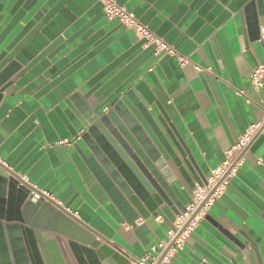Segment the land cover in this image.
Masks as SVG:
<instances>
[{"label": "crops", "instance_id": "obj_1", "mask_svg": "<svg viewBox=\"0 0 264 264\" xmlns=\"http://www.w3.org/2000/svg\"><path fill=\"white\" fill-rule=\"evenodd\" d=\"M117 2L178 56L157 55L155 45L107 19L100 0H0V74H11L0 89V168L19 186L26 178L25 188L42 196L31 193L34 203L55 206L101 245L151 262V248L168 241L178 215L163 206L156 229L136 234L78 151L88 153V120L118 103L132 110L167 158L186 208L264 121V87L251 84L264 64V24L253 39L247 19L264 12V0ZM169 264H264V134Z\"/></svg>", "mask_w": 264, "mask_h": 264}, {"label": "water", "instance_id": "obj_2", "mask_svg": "<svg viewBox=\"0 0 264 264\" xmlns=\"http://www.w3.org/2000/svg\"><path fill=\"white\" fill-rule=\"evenodd\" d=\"M263 17L262 10L248 16L251 38H261ZM10 78L8 71L0 74V89ZM135 105L169 151L168 141L155 119L141 104L135 102ZM88 123L82 135L88 153L79 147L78 151L136 234L156 229L154 221L163 206L175 211L176 215L185 211L173 190L177 178L167 158L132 110L118 103L108 113L92 114ZM171 139L176 144L175 139ZM8 179L7 173L0 168V264L134 262L109 246L101 245L55 206L43 200L34 203L30 190ZM138 220H143L144 224L137 226ZM107 244L111 245L109 241Z\"/></svg>", "mask_w": 264, "mask_h": 264}, {"label": "built area", "instance_id": "obj_3", "mask_svg": "<svg viewBox=\"0 0 264 264\" xmlns=\"http://www.w3.org/2000/svg\"><path fill=\"white\" fill-rule=\"evenodd\" d=\"M103 4L105 16L109 20H117L124 28L135 31L140 38L146 39L148 44L156 46V54L178 56L177 51L157 38L150 30L138 20L133 12L119 5L117 0H100ZM182 65L187 63L186 59L179 58ZM251 84L257 90L264 87V64L254 68L251 75ZM244 95V92H239ZM264 134V121L255 124L239 140L238 144L228 153L227 160L212 171V176L203 186L194 190L191 203L185 211L177 216L174 226L168 231V241H164L151 248V262L148 260H136L132 264H169L170 259L186 244L187 238L195 231L206 217L209 209L220 197L229 182L236 176L243 165L244 157L254 140ZM23 186L29 185L26 178H20ZM34 197H42L35 191L30 190ZM61 206L60 204H58ZM74 215H77L75 213ZM159 219V218H157Z\"/></svg>", "mask_w": 264, "mask_h": 264}]
</instances>
